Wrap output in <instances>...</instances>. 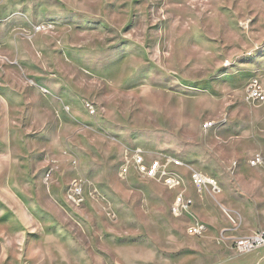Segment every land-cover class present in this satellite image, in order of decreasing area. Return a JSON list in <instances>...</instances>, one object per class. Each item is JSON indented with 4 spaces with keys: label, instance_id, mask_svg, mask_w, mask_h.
Listing matches in <instances>:
<instances>
[{
    "label": "rangeland",
    "instance_id": "rangeland-1",
    "mask_svg": "<svg viewBox=\"0 0 264 264\" xmlns=\"http://www.w3.org/2000/svg\"><path fill=\"white\" fill-rule=\"evenodd\" d=\"M256 75L264 88V0H0V264H264V247L233 249L264 230ZM137 148L220 193L186 182L174 216L175 190L120 176Z\"/></svg>",
    "mask_w": 264,
    "mask_h": 264
},
{
    "label": "built area",
    "instance_id": "built-area-1",
    "mask_svg": "<svg viewBox=\"0 0 264 264\" xmlns=\"http://www.w3.org/2000/svg\"><path fill=\"white\" fill-rule=\"evenodd\" d=\"M51 28L50 23H41L34 27L37 32L48 31ZM230 64L229 61L225 65ZM45 92L46 90L43 89ZM248 96L252 101H264V88L262 87L259 77L256 75L251 78L248 84ZM90 111L94 112L92 107ZM213 121L204 122L203 127L209 128L213 126ZM248 166L262 169L264 173V150L253 152L247 159ZM183 166L182 160L173 156L162 155L147 159L141 149H135L131 155H124L123 163L120 167V176H127L132 170L143 178L154 179L160 182L169 190H175V195L170 206V211L174 216H186L193 206V199L188 193L186 182L195 187L199 192L214 197L220 193V185L218 181L207 174L197 170H191L186 177L182 174L179 167ZM81 188L74 183V190L71 195L73 202H79ZM207 230V225L203 222L194 220L187 227L188 235L200 236ZM264 247V230L256 231L250 235L236 237L233 241V249L238 254H244L253 250Z\"/></svg>",
    "mask_w": 264,
    "mask_h": 264
},
{
    "label": "crops",
    "instance_id": "crops-1",
    "mask_svg": "<svg viewBox=\"0 0 264 264\" xmlns=\"http://www.w3.org/2000/svg\"><path fill=\"white\" fill-rule=\"evenodd\" d=\"M188 164H189V163H188ZM11 203H13V205L15 206V209H16V210H19L21 214H25L24 212H28V210H27V209H28V208H27V205L24 204V202L19 203V202H17V201H16V202L14 201V202H11ZM228 213H229V212H227V211L225 212V214H226L227 216H228ZM26 214H27V213H26Z\"/></svg>",
    "mask_w": 264,
    "mask_h": 264
}]
</instances>
